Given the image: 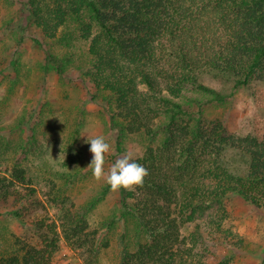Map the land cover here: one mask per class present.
<instances>
[{"label": "trees", "instance_id": "16d2710c", "mask_svg": "<svg viewBox=\"0 0 264 264\" xmlns=\"http://www.w3.org/2000/svg\"><path fill=\"white\" fill-rule=\"evenodd\" d=\"M26 7L44 36L34 41L44 54V72L75 83L68 74L74 56L56 47L88 41L93 62L84 78L94 85L92 100L108 108L117 149L131 135L148 142L135 159L148 171L143 186L121 189L119 213L107 222L109 230L124 225L118 264H201L202 234L182 237L183 226L206 215L225 218V202L233 196L264 210V133L235 135L206 116L236 90L264 84V0H27ZM49 40L57 42L53 48ZM203 77L222 89L206 86ZM32 121L14 128L29 142L20 145L23 151L34 144ZM3 181L0 217L25 222L27 203L38 204L16 186L27 181L25 171L15 169L11 182ZM110 191L106 186L87 210ZM87 210L60 214L64 240L73 247L95 244L86 234ZM41 225L40 219L27 226ZM42 231L39 246L24 244L22 254L15 248L0 264H51L60 240L55 224ZM133 234L138 243L131 251Z\"/></svg>", "mask_w": 264, "mask_h": 264}, {"label": "rangeland", "instance_id": "374dc122", "mask_svg": "<svg viewBox=\"0 0 264 264\" xmlns=\"http://www.w3.org/2000/svg\"><path fill=\"white\" fill-rule=\"evenodd\" d=\"M26 4L27 0H0V186L3 180L11 182L15 169L24 170L27 181L16 186L25 196L31 194L38 204L27 201L26 208L31 213L24 218L27 223L10 216L0 217V263L12 256L15 248L22 254L19 250L24 244L39 246L37 243L44 240L42 230L55 224L60 243L51 264H118L119 236L124 225L109 230L107 222L119 213L121 189L111 190L94 209L87 210L109 185L104 179L93 177L88 167L92 153L86 140L102 135L110 144L105 156L106 172L125 154L134 159L141 157L148 142L143 135H131L123 142L122 150L117 149V134L110 130L108 108L92 100L94 85L84 78L93 62L88 41L78 39L71 49L56 47L59 54L74 56L68 74L75 83H62L55 75L44 72V54L34 43L43 41L44 36L32 23ZM64 33L68 30L59 36ZM48 42L51 43L48 48L57 43ZM202 82L218 91L222 89L212 78L203 77ZM206 116L210 120L220 119L232 134L261 137L264 84L252 82L236 90L225 103L209 108ZM30 118L37 128L35 140L33 146L23 151L22 147L29 142H22L14 128L19 122L29 124ZM17 147H21L19 152ZM24 152L25 157L16 164ZM225 208V218L206 215L183 226L182 237L190 238L201 232L197 244L201 264H264V210L238 196L229 198ZM70 209L89 211L86 234H92L93 242L101 246L98 252H93L92 242L73 247L64 240L60 214ZM40 219L44 226L37 229L27 226ZM129 239L133 251L138 243L136 234Z\"/></svg>", "mask_w": 264, "mask_h": 264}, {"label": "clouds", "instance_id": "9594fccd", "mask_svg": "<svg viewBox=\"0 0 264 264\" xmlns=\"http://www.w3.org/2000/svg\"><path fill=\"white\" fill-rule=\"evenodd\" d=\"M86 143L90 144L89 151L92 153V160L88 167H91L92 175L96 180L104 179L113 191L132 190L143 186L148 171L130 154H125L123 158L118 159L106 172L105 156L110 151V144L102 135L87 139Z\"/></svg>", "mask_w": 264, "mask_h": 264}]
</instances>
